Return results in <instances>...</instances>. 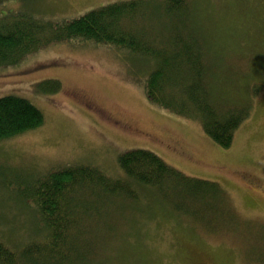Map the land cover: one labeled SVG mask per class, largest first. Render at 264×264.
Returning <instances> with one entry per match:
<instances>
[{"label": "rangeland", "instance_id": "obj_1", "mask_svg": "<svg viewBox=\"0 0 264 264\" xmlns=\"http://www.w3.org/2000/svg\"><path fill=\"white\" fill-rule=\"evenodd\" d=\"M117 1L125 0H7L0 3V22L17 13L58 22ZM188 2L189 28L208 56L214 99L249 103L232 145L221 147L199 120L148 100L151 59L91 40L51 42L0 66V97L27 98L45 115L41 127L0 141L1 242L18 249L40 235L28 194L37 179L79 164L123 178L118 159L130 149L150 150L188 176L218 182L240 230H264V0ZM52 80L59 90L38 88ZM145 189L150 195L137 192L135 201L98 190L83 195L90 249L81 264H260L264 238L236 228L211 232Z\"/></svg>", "mask_w": 264, "mask_h": 264}, {"label": "trees", "instance_id": "obj_2", "mask_svg": "<svg viewBox=\"0 0 264 264\" xmlns=\"http://www.w3.org/2000/svg\"><path fill=\"white\" fill-rule=\"evenodd\" d=\"M189 12L188 0H162L158 7L146 0H125L58 22L17 13L0 22V66L15 65L54 41L91 40L127 49L152 60L153 69L144 81L148 100L194 117L214 142L229 148L249 114V103L233 105L214 99L208 56L189 28ZM50 82H41L38 88L60 89L58 81ZM44 123V113L29 99L0 97V141ZM118 161L124 179H109L99 168L84 164L58 168L37 179L28 194L35 205L37 218L33 220L40 235L18 249L0 241V264H76L77 259H72L78 256L81 264L90 249V240L84 237L87 214L81 198L97 190L135 201L141 193L150 195L145 188L151 187L162 204L196 225L211 232L230 228L239 232L237 213L218 182L188 176L147 149L127 150ZM251 235L264 238V230ZM259 253V263L264 264V252Z\"/></svg>", "mask_w": 264, "mask_h": 264}]
</instances>
